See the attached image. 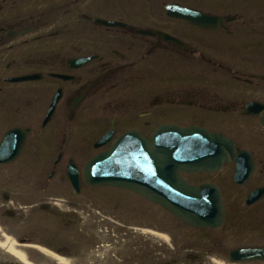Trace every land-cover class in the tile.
I'll return each mask as SVG.
<instances>
[{
	"label": "flooded vegetation",
	"instance_id": "flooded-vegetation-1",
	"mask_svg": "<svg viewBox=\"0 0 264 264\" xmlns=\"http://www.w3.org/2000/svg\"><path fill=\"white\" fill-rule=\"evenodd\" d=\"M206 17L215 19L212 27L191 21ZM25 75L36 77L9 81ZM57 93L53 115L43 126ZM57 115L59 122L47 130ZM92 116L95 131L108 126L91 147L109 130H114L113 140L129 130L150 138L161 125L173 124L222 135L247 153L240 159L238 183L234 162L214 172L183 174L192 183L214 182L221 188L226 211L223 225L198 229L209 233L210 241L177 242L169 237L145 248L147 254L144 251L140 257L145 263L178 264L186 254L195 263H207L205 257H210L231 264V250L264 247V0H0V142L13 127L27 132L21 155L0 163V192L7 189L1 193L2 200L14 203L10 193L18 192L19 186L21 191L47 192L53 181L69 183V160L81 171L92 156L67 154L69 137L73 133L75 137L80 117L89 125ZM59 135L62 139L51 161ZM31 141L40 149L39 161L32 156L22 159ZM109 145L94 149V154ZM43 149L49 150L48 156H42ZM21 159L28 161L27 171L32 170L22 185L4 173ZM35 164L40 169L36 176ZM19 168L13 176L26 169ZM215 174L221 181L209 178ZM46 202L49 205L40 207L44 213L56 207V202ZM4 207L3 202L0 224L13 239L50 247L47 235L41 239L39 231L11 230L3 218L14 219L16 213ZM66 216L65 228L84 231L80 216ZM115 222L127 244L131 228L147 231L130 222ZM98 231L95 224L90 232L95 251L100 248ZM236 233L240 243L228 245ZM67 247L57 251L73 258L66 253ZM131 257L121 258L122 263L131 264Z\"/></svg>",
	"mask_w": 264,
	"mask_h": 264
},
{
	"label": "rangeland",
	"instance_id": "rangeland-1",
	"mask_svg": "<svg viewBox=\"0 0 264 264\" xmlns=\"http://www.w3.org/2000/svg\"><path fill=\"white\" fill-rule=\"evenodd\" d=\"M55 25H59V22L47 27V30L54 29ZM8 91L14 92L13 90ZM104 111L108 112L106 109ZM56 117L57 118H55L48 126L47 130L51 128L52 125L56 124L57 121L59 122V116L57 115ZM81 117L77 122L78 125L75 132V137L79 141L73 136V128V134L69 137L66 146V153H73L79 156L83 153L93 155L94 150L91 147L92 142L108 125L106 126L105 124L102 128L95 131L93 128L95 117H91V123H89V125L86 120ZM56 139V143L54 144V148L49 157L51 158V161L58 152V146L62 136L59 135ZM81 146H83L84 149ZM39 152L40 149H37V144L31 141L26 146L22 159L32 156L36 161H39L37 160ZM48 152L46 149H43L42 156H48ZM22 159L19 161V165L14 164L11 166V171H4L5 174H10L15 181H20V185L24 183L23 177H30L29 175L32 173L31 169L27 171L26 164L28 161L26 160L27 162L23 163ZM79 160L82 161V159ZM30 167L32 168V165ZM18 168L19 171L20 169H26L20 171L21 173L17 172L13 176L12 173ZM34 172L35 176L40 172V169L36 164ZM48 172L49 171H47V176ZM217 175L218 174L209 176V178L214 177V179L221 181L217 178ZM187 178L191 180L189 177ZM48 188L47 192H38L37 190L35 192H29V190L21 191L22 186H19L17 190L18 192L10 193V199H13L14 203H11L9 200H2L0 197V204H3L4 202V208L15 211L16 213L14 219H6L3 216V221L11 230L17 233L32 232L33 230H36L39 231L38 237L41 239L47 235L46 240L47 242L49 241L48 243L54 252L49 249L47 250L55 254H57V250H63L62 248L67 247L68 244L69 247H67L68 250L66 249V253L72 254L71 256H73V258L60 254L68 264H119L120 262L123 264L122 262H124V259L121 261V258H126L129 254L130 257L132 256L130 258L131 264H155L150 261L145 263V261L140 258L141 255L144 251L145 254H147L146 247H151L159 242H167L166 240H169V237L175 238L177 242H184L185 239L193 241L195 238L202 240L203 242L207 239V242L210 241L209 233L182 224L164 210L143 201L139 196L127 190L108 186L96 188L85 187L84 191L80 195H77L71 189V186L67 181L62 184L53 181ZM4 191H7V189H3V191L0 192V196ZM48 199L56 202V207L50 208V211L44 213L40 210V207L42 204H48L46 202ZM32 204H34L33 207H31ZM71 204H73V206H69ZM1 213L2 212L0 211V215ZM67 213H74L81 217L83 223L79 225L88 235L84 231L80 232L78 230L80 227L65 228L64 220L67 218ZM115 221L130 222L138 227L147 229V231L144 232V230L140 231L139 228H131L132 233L130 239H127L130 251H127L128 244L126 240L122 239L124 236L120 233V228ZM95 224L98 225V233L100 235V248L98 251L93 250L91 245L93 239L90 232L92 228L95 227ZM156 227H158L159 230L155 229ZM155 230L162 234H157ZM9 235L7 227L0 224V244L6 247L12 246L22 252L25 250L31 259H35L41 264H61L57 258L51 257L45 253L43 248L19 245L17 244L18 242L12 238H10V241H13V243H10L7 238ZM67 236L69 237V240H67ZM239 243L240 238L236 233L227 244L235 246ZM198 251L199 254H204V250ZM186 257V254L185 256H182L180 258L181 261L178 262V264H203L201 262L195 263L189 261ZM205 260H207V263L204 262V264H221V262L212 261V258L210 257H205Z\"/></svg>",
	"mask_w": 264,
	"mask_h": 264
},
{
	"label": "water",
	"instance_id": "water-1",
	"mask_svg": "<svg viewBox=\"0 0 264 264\" xmlns=\"http://www.w3.org/2000/svg\"><path fill=\"white\" fill-rule=\"evenodd\" d=\"M195 16H198L196 12ZM191 21L212 27L215 19L206 17ZM30 78L26 76L18 80ZM52 112L53 108L49 110L44 124L49 121ZM112 133H105L94 147L105 145L111 140ZM25 139V130H9L0 143V161L15 159ZM246 154L238 150L231 139L206 129L167 124L160 126L150 139L136 131L126 132L108 150L99 152L86 163L83 178L90 186L108 185L135 191L194 227L218 228L225 218L219 186L213 183L191 184L181 176L180 171L210 172L220 169L226 162H235L237 172L243 165L240 159ZM67 174L74 189L80 193L82 183L74 163L68 166ZM229 260H264V247L234 249L229 252ZM0 264L17 263L2 260Z\"/></svg>",
	"mask_w": 264,
	"mask_h": 264
},
{
	"label": "bare ground",
	"instance_id": "bare-ground-1",
	"mask_svg": "<svg viewBox=\"0 0 264 264\" xmlns=\"http://www.w3.org/2000/svg\"><path fill=\"white\" fill-rule=\"evenodd\" d=\"M8 241H10L11 239L9 237ZM13 243V241H10V243ZM0 249H2V251H4L6 254H8L10 257H12L13 259H15L17 262L21 263V264H32V261L19 249H16L12 246L6 247L2 244H0ZM43 251H45V253H47L48 255H50L51 257L57 258V260L61 263V264H68L66 260H64L62 257L58 256L57 254L44 249Z\"/></svg>",
	"mask_w": 264,
	"mask_h": 264
}]
</instances>
